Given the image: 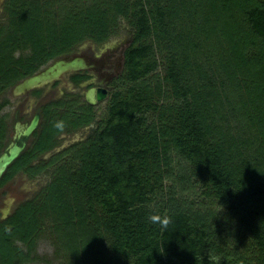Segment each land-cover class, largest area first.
I'll use <instances>...</instances> for the list:
<instances>
[{"label": "trees", "instance_id": "obj_1", "mask_svg": "<svg viewBox=\"0 0 264 264\" xmlns=\"http://www.w3.org/2000/svg\"><path fill=\"white\" fill-rule=\"evenodd\" d=\"M125 29L103 118L71 94L42 108L27 160L96 125L31 167L52 171L0 221V264L37 261L44 237L76 264H264V0H3L0 92ZM173 155L205 205L168 195Z\"/></svg>", "mask_w": 264, "mask_h": 264}, {"label": "flooded vegetation", "instance_id": "obj_2", "mask_svg": "<svg viewBox=\"0 0 264 264\" xmlns=\"http://www.w3.org/2000/svg\"><path fill=\"white\" fill-rule=\"evenodd\" d=\"M130 41L131 35L128 29L100 44L90 40L84 41L70 52L50 60L40 69L61 58L81 59L83 61L82 66L65 71L57 78L24 92H17L16 85L26 78L23 77L0 92V156L3 153H8L9 149L15 145L21 147L24 143L17 157L0 174V221L8 218L21 202L30 199L36 193L35 191L31 196L26 197L30 190L24 186L22 191L20 190V196H25V198L7 202V197L12 192L13 182L19 181L20 177L31 179V177L41 175L45 169L32 176L31 171L33 169L31 167L34 166L35 170L36 166L44 164L50 156L56 154L59 138L66 136V134H60L52 149L33 154L34 157L29 160L24 157L35 138L34 133L40 128L42 108L52 102L63 100L66 94H71V97H77L89 103L86 100L89 90L96 92L97 89H104L106 90V98H108L114 86L117 85L116 79L123 68L124 50ZM95 103L90 104L94 105ZM36 115H38L36 128L29 135L24 136V129ZM81 132L85 136L84 132L87 133V126L72 133V136H75L74 140L77 139V136L82 135Z\"/></svg>", "mask_w": 264, "mask_h": 264}, {"label": "rangeland", "instance_id": "obj_3", "mask_svg": "<svg viewBox=\"0 0 264 264\" xmlns=\"http://www.w3.org/2000/svg\"><path fill=\"white\" fill-rule=\"evenodd\" d=\"M2 2L3 0H0V15L2 13ZM150 79H160V72L159 70L153 72V74L151 76H148L144 81H148ZM108 98L100 101L99 103H95L93 105V109L97 115V120H100L101 118H103L104 116V112L106 110V106L108 104ZM96 124L93 123L90 126H87V133L84 132L85 136L83 135H79L77 136L75 140L79 141L81 139L84 140V138L87 137V135L90 133V129L92 127H94ZM73 134H67L66 136L59 138L58 141V146L56 148L55 152L56 154H53L52 156H50L48 154L49 159L52 158L53 156H58L59 153L62 152V150H64L65 148H67L70 144L77 142L74 140L75 136H72ZM79 138V139H78ZM63 144V145H61ZM70 154L66 153V154H60L57 158L58 161L59 160H63L64 157H69ZM62 157V158H61ZM173 163L172 165L174 166V175H172V178L170 181L166 182V191H169L170 196L171 193L170 192H174V194L178 195L179 192H182V195L185 197L186 201L191 203L193 206H197L196 204L199 203H203L204 205L206 204V202L200 197V190L197 187V185L194 183V180L192 179H179L181 173L183 175H185L186 173L184 172V165L185 162L183 161V159H181L179 156L173 155ZM52 171V166H48L47 168H45V170L43 171V173L41 175H37L36 177H31V179H29L28 177H20V179H18L19 181H15L13 182L12 186V192L11 194L7 197V202L8 201H12L14 202V200H21L22 198H25V196H20V190L22 191L23 187L30 190L28 195L26 197L31 196L35 191L38 190V188H40L41 186H43L45 184V182L48 179V176L50 174V172ZM168 195H165V197H167ZM212 207V206H210ZM214 209V211L217 213H220V209H216L215 206L212 207ZM218 218L220 217V215H217ZM216 217V216H215ZM53 238H49V237H44L42 239H40L37 243V246L35 248V254L38 256V260L34 261V262H30L27 264H76L73 258H69V254L66 252V250L62 247L61 244L53 241ZM66 252V253H65ZM68 254V255H67ZM78 254H80V252H78ZM68 256V257H67ZM74 256V255H73ZM82 259H86L89 261L90 257L88 255V253L84 254V257ZM80 260V257H79ZM78 260V264H86V262H80L79 263ZM87 261V262H88Z\"/></svg>", "mask_w": 264, "mask_h": 264}, {"label": "water", "instance_id": "obj_4", "mask_svg": "<svg viewBox=\"0 0 264 264\" xmlns=\"http://www.w3.org/2000/svg\"><path fill=\"white\" fill-rule=\"evenodd\" d=\"M83 61L81 59H66L61 58L53 63L49 64L48 66L40 69L39 71L33 73L32 75L26 77L21 82L16 85L17 92H24L32 87H35L39 84L44 82L50 81L54 78H57L63 72L68 71L70 69H74L78 66H82ZM106 98V90L104 89H97L95 92L94 90H89L87 92V101L89 103H95L102 101ZM38 123V115H36L30 123L24 129V136L29 135L37 126ZM24 143H22V146ZM15 145L14 147L10 148L8 153H3L0 156V174L5 170V168L10 164L18 155L20 149L22 148Z\"/></svg>", "mask_w": 264, "mask_h": 264}, {"label": "clouds", "instance_id": "obj_5", "mask_svg": "<svg viewBox=\"0 0 264 264\" xmlns=\"http://www.w3.org/2000/svg\"><path fill=\"white\" fill-rule=\"evenodd\" d=\"M53 126L58 129L62 128L63 122L57 121ZM148 219L152 224H158L161 229H166L171 223V217L168 215L150 214Z\"/></svg>", "mask_w": 264, "mask_h": 264}]
</instances>
